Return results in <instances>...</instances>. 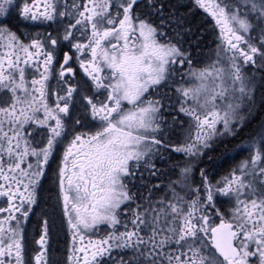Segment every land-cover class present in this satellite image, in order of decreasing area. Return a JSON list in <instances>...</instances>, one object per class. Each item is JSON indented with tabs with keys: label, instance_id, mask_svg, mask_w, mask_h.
<instances>
[{
	"label": "snow or ice",
	"instance_id": "6c2138e0",
	"mask_svg": "<svg viewBox=\"0 0 264 264\" xmlns=\"http://www.w3.org/2000/svg\"><path fill=\"white\" fill-rule=\"evenodd\" d=\"M0 264H264V0H0Z\"/></svg>",
	"mask_w": 264,
	"mask_h": 264
},
{
	"label": "flooded vegetation",
	"instance_id": "af4514ba",
	"mask_svg": "<svg viewBox=\"0 0 264 264\" xmlns=\"http://www.w3.org/2000/svg\"><path fill=\"white\" fill-rule=\"evenodd\" d=\"M54 249H55V252H54L55 258H66L65 250L63 248L62 243L54 244Z\"/></svg>",
	"mask_w": 264,
	"mask_h": 264
}]
</instances>
